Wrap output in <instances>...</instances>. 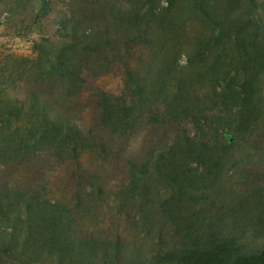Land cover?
Here are the masks:
<instances>
[{
  "label": "trees",
  "instance_id": "16d2710c",
  "mask_svg": "<svg viewBox=\"0 0 264 264\" xmlns=\"http://www.w3.org/2000/svg\"><path fill=\"white\" fill-rule=\"evenodd\" d=\"M141 1L143 5L144 0ZM145 1L148 2L144 11L146 16L138 19L139 22L134 24L128 21L132 18L129 15L123 23L117 24L119 28L125 26L127 37H153L155 34L151 31L152 26L158 29L161 37L177 32V18L164 16L167 5H163L161 0ZM188 1L190 11L194 10L207 25V52L215 57L213 64L218 65L227 55L235 56L237 62V56L244 55L248 62H243L239 68L243 72L245 69L254 68L255 75L251 80H247V84L240 86L233 84L235 78L231 74L232 70H224L222 80L217 79L218 87L212 91L214 101L207 103V94L190 93L184 89L181 81L172 88L170 97L164 95L161 90L159 96L163 105V120H170V117H189L195 132L183 131L169 146L165 145L167 148H161L158 153L149 152L140 163L135 162V158L127 160L131 177L125 190L117 195V206H123V209L136 205L139 207L136 214L141 226L139 234L156 228L152 215L160 212L161 216L166 218L160 226L169 221L167 223H170L172 231L178 234L177 242L169 248L163 247L155 254V260L147 261L143 256L142 246L137 242L124 240L119 228L112 226L109 234L104 237L88 230L82 222V217L91 212L90 205L101 188L96 177L89 175V182L72 196L73 204L57 197L53 198V190L49 194L44 185L40 188L30 186L25 189L12 187L8 185V181H1L0 249L7 248L1 252L9 255H32L35 260L54 256L57 264H96V259L98 263L103 264H264V250L250 252L246 244L240 243L235 235L231 238L227 235L219 236L221 230L209 222V217H206L203 211L199 213L191 208L192 203H197L195 208L219 204L223 210L224 202L220 200L231 190L233 199L237 200L234 204L236 206L227 213L218 208V212H222L219 216L224 218V215L230 216L229 212L242 211L245 216H251V222L264 227V181L258 183V186L250 187L249 178L241 173L256 157L259 160L262 158L263 161H260L264 163V138H258L257 143V136L249 133L245 127L247 125L244 117L247 116L237 113L234 109L236 106L243 107L247 112H251L255 118V129L261 123L259 112L263 111L264 98L252 88L250 81L260 82L259 78L264 71V14L252 15L258 8L264 11V0H247L248 5L244 12H237L240 9V0ZM37 2L38 10L45 14L48 0ZM172 2L173 0H166L168 5ZM238 14L241 16L238 17ZM242 19L246 21L244 26L238 22ZM64 23L63 20L59 21L62 34L67 30L68 35L72 32L76 38L78 34L82 35V38L95 35L93 29L86 26L88 23L84 17L69 25ZM140 23L144 24L142 35L137 30ZM128 41L129 39L124 42V47ZM120 42L113 39L98 41L99 46L112 45L113 49ZM69 44L71 46L67 45L66 49L60 48L56 60L48 59V64L46 62L40 66L38 75H41V79L35 77L33 83L25 86L19 96L4 97L0 100V112L4 115L2 119L11 123L14 118L24 117L31 124L32 134H29L30 137L24 142L20 138L16 146L14 143L17 142L18 136L12 135L11 137H15L12 138L14 141L8 144H3V139L0 142L1 156L10 159L11 150L15 148L18 152V149L23 150L29 144L27 148L31 149L28 153L34 154L38 151L35 140H32L35 137L42 143L39 147L43 145L47 150L52 149V153L56 155H61L66 149L75 151L77 147L71 144L87 146L92 143L91 132L81 130L67 113L57 108L62 102L61 99L51 100L41 94L44 79L56 74L62 76L60 92L64 95H72L80 90L83 80L80 63L84 62L76 58L79 61L76 63L73 49L77 44ZM222 54L226 56L221 61ZM229 66L230 64H227V67ZM124 73L126 97L124 95L122 98L113 99V96H100L101 105L106 111L102 122L111 126L119 125L120 122L113 118L121 119L120 109L122 114H125L123 108L127 109V106L122 103L130 99L131 95L136 98V108L142 110L154 93L146 87L144 81L147 77L151 79L153 71L145 69L147 75L142 76L138 70L126 67ZM42 74L45 75L43 79ZM208 104L209 108L212 105L218 106L219 113L207 118ZM18 131L20 129H17ZM118 149L114 148V153H118ZM150 173L158 181V186L151 192L146 191V196L143 197L146 190L145 181ZM80 175L78 174L79 177ZM57 194L59 191H56ZM152 195L162 199L159 209L151 206ZM251 195L252 202L247 201L250 206L245 210L241 209L238 206L241 201L236 197L247 199Z\"/></svg>",
  "mask_w": 264,
  "mask_h": 264
},
{
  "label": "rangeland",
  "instance_id": "374dc122",
  "mask_svg": "<svg viewBox=\"0 0 264 264\" xmlns=\"http://www.w3.org/2000/svg\"><path fill=\"white\" fill-rule=\"evenodd\" d=\"M161 2L167 5L164 16L177 18V32L161 37L158 29L152 26L151 31L155 34L153 37L133 35L135 38L131 40L126 36L125 26L119 28L117 24L123 23L129 15L132 18L128 21L134 24L139 22L138 19L146 16L144 11L148 2L145 0L143 5L141 0H48L45 14L38 10L37 0H0V100L4 97L19 96L25 86L33 83L35 77L41 79L38 71L42 64H48V59L56 60L60 48L66 49L69 43H76L77 46L73 49L76 63L79 62L77 59L84 62L80 63L83 79L80 90L72 95H64L60 92L62 76L56 74L44 79L41 94L51 100L61 99L62 102L57 108L67 113L81 130L90 131L93 138L92 143L87 146L71 144L77 147L75 151L66 149L61 155H56L52 153V149L47 150L43 145L39 147L42 143L35 137L32 140H35L38 151L34 154L28 153L31 149L27 148L29 144L23 150L18 149V152L15 148L11 150L10 159L0 155V182L8 181V185L12 187L25 189L30 186L40 188L44 185L49 194L53 190V198L57 197L73 204L72 196L89 182V175H94L101 188L90 205L91 212L82 217L83 224L88 230L102 237L109 234L112 226L119 228L124 240L137 242L142 246L143 256L147 261L155 260V254L163 247L169 248L176 243L178 234L172 231L170 223H167L169 221L160 226L166 218L158 211L155 215L151 214L156 228L139 234L141 226L136 216L139 207L136 205L135 208L123 209V206H117V195L125 190L131 177L127 160L135 158V162L140 163L149 152L158 153L161 148H167L183 131L195 132L189 117H170V120H163V105L159 92L162 90L164 95L170 97L172 88L181 81L185 90L196 95L207 94L206 103L213 102V88L218 87L217 79L222 80L224 70H232L231 74L235 78L233 84L240 86L247 84V80H251L255 75L254 68L245 69V72L239 68L243 62H248L244 55L237 56L239 61L236 62L235 56L222 54L220 60L226 56L225 59L218 65L213 64L215 57L207 52V25L194 10L190 11L188 0H173L169 5L166 0ZM247 5V0H240V9L237 12H244ZM253 12V16L264 14L260 8ZM249 14L251 15L250 11ZM240 16L238 14V17ZM83 17L88 23L86 26L92 28L95 35L82 38V35L78 34L76 38L72 32L68 35L67 30H64L65 35L62 34L60 20L69 25ZM238 22L240 25L242 23L241 26L246 23L245 19ZM143 27L144 24L140 23L137 28L141 35ZM110 39L121 42L114 49L112 45L99 46V40ZM128 39V44L124 47L123 44ZM227 64L230 66L227 67ZM126 67L138 70L142 76L147 75L145 69L153 71L151 79L147 77L144 81L146 87L154 93L143 111L136 108V98L133 95L122 103L127 106V109L123 108L125 114L115 107L120 112L121 119L113 118L120 123L118 126H111L102 122L106 111L101 105L100 96H113V99L122 98L124 95L126 97ZM158 72L161 74H157ZM42 76V79L45 78L44 74ZM259 81H250V84L264 98V71ZM108 106L111 107L110 102ZM234 109L237 113L247 116L244 117L247 125L245 127L249 133L257 136V143L258 138H264V108L259 112L261 123L256 129L255 118L251 112H247L243 107L236 106ZM215 113H219V107L212 105L209 108L208 104L206 117L209 118ZM3 116L0 112V142L4 139L3 144L13 142L12 138L15 137H11L12 135L19 137L14 146L20 138L24 142L30 137L29 134L32 135L31 124L26 118H14V121L9 123L2 119ZM17 129L20 131L17 132ZM114 148H119V152L114 153ZM260 160L263 161L262 158ZM260 160L256 157L243 171L241 170V173L249 178L250 187L258 186L264 181V163ZM78 174H81L83 179ZM157 183L150 173L145 181L146 190L143 197L146 196V191L151 192L157 187ZM160 187L162 189L161 185ZM56 191H59L58 196ZM251 198L252 195L247 199L237 196L236 199L241 201L238 206L245 210L250 206ZM222 201L223 210L219 204L195 208L197 203H192L191 208L199 213L203 211L204 215L209 217V222L221 230L219 236L227 235L231 238L235 235L240 243L246 244L250 252L264 250V227L251 222V216L247 213L245 216L242 211L229 212L230 216L224 215V218L219 216L223 211L227 213L235 207L237 200L233 199L229 190L224 199L221 198L220 202ZM161 204V198L151 196L153 208L159 209ZM218 208L222 210L221 213ZM6 249H0V264H57L54 256L35 260L32 255H9L1 252ZM96 264L103 263H98L96 259Z\"/></svg>",
  "mask_w": 264,
  "mask_h": 264
}]
</instances>
